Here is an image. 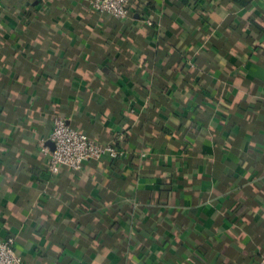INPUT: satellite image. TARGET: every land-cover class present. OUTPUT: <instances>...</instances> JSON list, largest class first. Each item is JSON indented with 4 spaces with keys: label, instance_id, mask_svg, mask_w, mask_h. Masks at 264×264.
<instances>
[{
    "label": "crops",
    "instance_id": "crops-1",
    "mask_svg": "<svg viewBox=\"0 0 264 264\" xmlns=\"http://www.w3.org/2000/svg\"><path fill=\"white\" fill-rule=\"evenodd\" d=\"M90 1L0 0V238L24 264H255L264 0ZM57 115L124 154L51 173Z\"/></svg>",
    "mask_w": 264,
    "mask_h": 264
},
{
    "label": "built area",
    "instance_id": "built-area-1",
    "mask_svg": "<svg viewBox=\"0 0 264 264\" xmlns=\"http://www.w3.org/2000/svg\"><path fill=\"white\" fill-rule=\"evenodd\" d=\"M132 0H91L89 6L99 13H106L114 18L125 19L131 14ZM152 25L151 20H145ZM52 146L41 141L40 151L46 156V167L57 174L61 167L79 170L88 160L103 157L117 159L122 157L124 150L115 143H103L86 133L71 126L63 116H55L48 136ZM144 155V154H142ZM0 264H24L21 256L15 250V238L9 236L0 238ZM255 264H264V256Z\"/></svg>",
    "mask_w": 264,
    "mask_h": 264
},
{
    "label": "trees",
    "instance_id": "trees-1",
    "mask_svg": "<svg viewBox=\"0 0 264 264\" xmlns=\"http://www.w3.org/2000/svg\"><path fill=\"white\" fill-rule=\"evenodd\" d=\"M232 1H234V2H236L239 6H248L249 5V3H250V0H232ZM201 2V3H200ZM204 5V6H207V5H209L208 4V2H203V0H196V2H195V6H194V9H195V7H196V9H198V7L199 6H201V5ZM203 10H201L202 11V15H204V16H206V14H207V10H206V8H202ZM256 25V24H255ZM258 26V28L260 29V30H264V28H262V27H260L259 25H257ZM192 59H194L195 60V62H197L198 61V59L197 58H192ZM196 128H197V126H195ZM80 131H82V132H84L83 130H81V129H79ZM85 133V132H84ZM112 143H115V142H112Z\"/></svg>",
    "mask_w": 264,
    "mask_h": 264
},
{
    "label": "water",
    "instance_id": "water-1",
    "mask_svg": "<svg viewBox=\"0 0 264 264\" xmlns=\"http://www.w3.org/2000/svg\"><path fill=\"white\" fill-rule=\"evenodd\" d=\"M51 146H52V143L50 142Z\"/></svg>",
    "mask_w": 264,
    "mask_h": 264
}]
</instances>
